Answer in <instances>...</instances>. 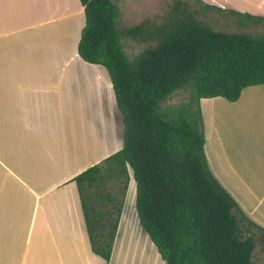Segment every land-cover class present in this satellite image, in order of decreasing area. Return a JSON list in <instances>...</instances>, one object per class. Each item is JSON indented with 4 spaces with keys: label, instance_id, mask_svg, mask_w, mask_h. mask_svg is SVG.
<instances>
[{
    "label": "crops",
    "instance_id": "obj_1",
    "mask_svg": "<svg viewBox=\"0 0 264 264\" xmlns=\"http://www.w3.org/2000/svg\"><path fill=\"white\" fill-rule=\"evenodd\" d=\"M200 1L264 21V0ZM84 26L80 0H0V264H119L129 238L152 264L126 197L110 261L92 250L75 178L122 148L124 120L107 69L79 54ZM201 106L214 175L264 228V84Z\"/></svg>",
    "mask_w": 264,
    "mask_h": 264
},
{
    "label": "trees",
    "instance_id": "obj_2",
    "mask_svg": "<svg viewBox=\"0 0 264 264\" xmlns=\"http://www.w3.org/2000/svg\"><path fill=\"white\" fill-rule=\"evenodd\" d=\"M80 1L79 54L107 69L124 120L122 148L75 178L93 252L111 259L131 167L140 226L165 264H253L264 228L214 175L201 102L264 84V34L216 30L176 0L161 23L127 30L153 43L130 58L114 0ZM187 86L189 101L164 105Z\"/></svg>",
    "mask_w": 264,
    "mask_h": 264
},
{
    "label": "rangeland",
    "instance_id": "obj_3",
    "mask_svg": "<svg viewBox=\"0 0 264 264\" xmlns=\"http://www.w3.org/2000/svg\"><path fill=\"white\" fill-rule=\"evenodd\" d=\"M181 1L187 2L190 8L197 12L198 14L197 17L201 21L210 25L216 30L242 31V32H247L251 34H264V21H258V20L248 21L244 17L242 20H239L240 17H237L231 13L219 11L214 8L207 9L205 7L206 3L200 0H181ZM114 2L117 4L118 9H119V17L117 20V25L119 28V32L121 33V36H122V40L125 46L126 53L129 55L130 58H133V56L143 51L145 48L152 45L153 43L145 34L143 35L129 34L127 30L131 27H135L140 24H144L146 27H150L152 24L161 23L162 21H164L165 17L170 12L176 0H114ZM190 92H191L190 86L180 89L176 91L174 94H172L171 97L165 101L164 105L165 106L177 105L181 102L189 101ZM204 130H205V126H204ZM129 175H130V178H129V183H128V187L126 190L127 200H126L125 205H126L127 211H133L136 213L137 212L136 206H135L136 183L132 177L131 167H129ZM121 178L123 179L124 177L121 176ZM117 182L118 181L115 178H112L106 181V185L108 186V188H111L114 186V184L116 186ZM118 183H120V180ZM127 222H128L127 217L125 216L122 219L123 226H126ZM135 226L137 228H141L138 217L136 219ZM140 230L143 231L142 228ZM135 236L140 240V235H138L137 232L135 233ZM126 237L129 238L128 236ZM145 237L148 238L146 234H145ZM130 239L131 238L128 239L129 242L127 243L130 245L129 252H127L128 256L126 252H124L123 256H122V251L117 253L119 264H123V263L125 264V259L127 258L129 262L127 260L126 264H133V258L135 256L133 254H136V256L142 254L140 250L133 251L135 250L136 246L134 244H131L132 241ZM149 244L152 250H154L155 252H158L155 246L151 245L152 243H149ZM125 246L126 245H124V247ZM152 250L151 252L148 250V254L152 258V264H155L154 259L155 261H157L156 260L157 256L155 255L156 253L153 252ZM131 251H133V254H131L132 253ZM137 251L138 253H136ZM139 258L142 259V261H138L137 264H143L145 261L147 262V260H145L144 254ZM156 264H159V263L157 262ZM253 264H264V244L261 241H257V247L255 249L254 256H253Z\"/></svg>",
    "mask_w": 264,
    "mask_h": 264
},
{
    "label": "bare ground",
    "instance_id": "obj_4",
    "mask_svg": "<svg viewBox=\"0 0 264 264\" xmlns=\"http://www.w3.org/2000/svg\"><path fill=\"white\" fill-rule=\"evenodd\" d=\"M133 251H136V250H133ZM133 251H131L132 253H131V252H130V253L133 254ZM140 252H141V251H140ZM136 253H138V251H137ZM133 255H135L134 258H133V264H137L138 261H142V259H140L139 257H141L143 254L138 255L139 257L136 256V254H133ZM137 257H138V259H137ZM143 258H144V257H143ZM143 261H144V260H143ZM131 263H132V261H131ZM144 263H145V262H144ZM144 263H143V264H144Z\"/></svg>",
    "mask_w": 264,
    "mask_h": 264
}]
</instances>
